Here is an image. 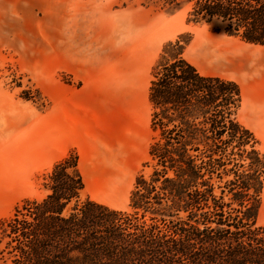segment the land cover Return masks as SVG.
<instances>
[{
  "label": "rangeland",
  "instance_id": "rangeland-1",
  "mask_svg": "<svg viewBox=\"0 0 264 264\" xmlns=\"http://www.w3.org/2000/svg\"><path fill=\"white\" fill-rule=\"evenodd\" d=\"M189 11L180 0H0V222L45 195L42 175L69 154L86 176L81 200L131 213L135 179L152 172L148 88L168 42L201 74L239 85L236 118L264 150V47Z\"/></svg>",
  "mask_w": 264,
  "mask_h": 264
},
{
  "label": "trees",
  "instance_id": "trees-1",
  "mask_svg": "<svg viewBox=\"0 0 264 264\" xmlns=\"http://www.w3.org/2000/svg\"><path fill=\"white\" fill-rule=\"evenodd\" d=\"M180 1L191 21L264 47V0ZM182 49L165 44L151 71L152 172L135 179L131 213L81 200L69 154L42 175L45 195L0 222L3 264H264V150L236 118L241 89L201 74Z\"/></svg>",
  "mask_w": 264,
  "mask_h": 264
},
{
  "label": "bare ground",
  "instance_id": "bare-ground-1",
  "mask_svg": "<svg viewBox=\"0 0 264 264\" xmlns=\"http://www.w3.org/2000/svg\"><path fill=\"white\" fill-rule=\"evenodd\" d=\"M45 1V0H44ZM57 1V0H56ZM60 1V0H59ZM49 4V3H48ZM46 6V5H45ZM244 63V62H243ZM246 63V62H245ZM248 63V62H247ZM262 66L260 65V63H255V64H253L252 66H249V68L248 69H250L251 70V73L252 74H260L262 71H263V69L261 68Z\"/></svg>",
  "mask_w": 264,
  "mask_h": 264
},
{
  "label": "crops",
  "instance_id": "crops-1",
  "mask_svg": "<svg viewBox=\"0 0 264 264\" xmlns=\"http://www.w3.org/2000/svg\"><path fill=\"white\" fill-rule=\"evenodd\" d=\"M71 119H72V121H73V127H74V116H72ZM11 165H13V167L11 166L10 168L14 169V172H15V171H16V165H15V166H14V164H11ZM11 172H12V171L4 172V173H5V174H8V176H9V174H11ZM12 173H13V172H12ZM82 174H83L84 181H86V176H85V174H84V173H82Z\"/></svg>",
  "mask_w": 264,
  "mask_h": 264
}]
</instances>
